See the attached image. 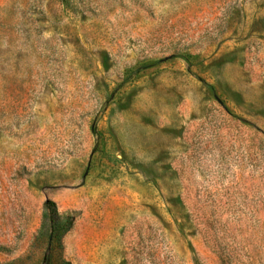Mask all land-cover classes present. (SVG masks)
<instances>
[{
    "label": "rangeland",
    "instance_id": "rangeland-1",
    "mask_svg": "<svg viewBox=\"0 0 264 264\" xmlns=\"http://www.w3.org/2000/svg\"><path fill=\"white\" fill-rule=\"evenodd\" d=\"M68 262L264 264V0H0V264Z\"/></svg>",
    "mask_w": 264,
    "mask_h": 264
},
{
    "label": "trees",
    "instance_id": "trees-1",
    "mask_svg": "<svg viewBox=\"0 0 264 264\" xmlns=\"http://www.w3.org/2000/svg\"><path fill=\"white\" fill-rule=\"evenodd\" d=\"M46 209L51 208V230H50V237L53 239L57 232L58 238L61 239L64 234L69 231L73 224V218L71 216L65 215L62 216L58 210V207L54 201L48 200L46 201ZM57 226L60 227V230L57 229ZM67 264H70L69 262Z\"/></svg>",
    "mask_w": 264,
    "mask_h": 264
}]
</instances>
